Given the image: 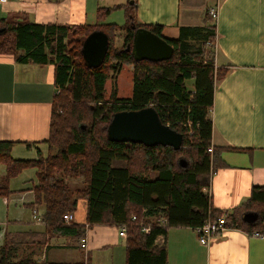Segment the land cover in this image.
<instances>
[{"label":"trees","instance_id":"1","mask_svg":"<svg viewBox=\"0 0 264 264\" xmlns=\"http://www.w3.org/2000/svg\"><path fill=\"white\" fill-rule=\"evenodd\" d=\"M134 9L133 5L126 8L128 19L122 25L105 21L108 7L98 9L94 24H43L22 14L0 18V28H5L0 54H12L20 63H53L58 86L46 140L51 151L46 157L40 152L33 159L15 158L14 142L0 141V196L17 193L11 179L26 168H36L28 206L33 213L37 209L45 226L43 231L6 230L0 264H68L39 259L40 251L53 236L70 238L80 246L88 228L99 224L126 229V264H168L166 246L157 240L172 227L196 229L224 216L229 228L249 235L264 233V184L253 185L250 195L232 210L213 205L211 178L228 165L222 153L229 148L213 143L216 82L229 71L216 66V18L209 10L204 25L181 26L179 37L169 39L162 25L137 23ZM133 25L171 43L172 58L136 59L127 49L133 42ZM98 29L108 33L111 43L103 64L90 68L81 49L85 38ZM119 31L124 33L121 47L115 45ZM125 66L133 69V92L121 97L116 82L110 91L106 84ZM149 106L184 135L179 150L108 138L107 126L114 113ZM179 154L187 157V166L177 162ZM80 199L87 201L86 223L67 222L64 215L74 213ZM249 211L259 214L256 222L244 219Z\"/></svg>","mask_w":264,"mask_h":264},{"label":"crops","instance_id":"2","mask_svg":"<svg viewBox=\"0 0 264 264\" xmlns=\"http://www.w3.org/2000/svg\"><path fill=\"white\" fill-rule=\"evenodd\" d=\"M131 5L137 23L162 25L169 39L179 37L181 26L204 25L207 11L218 12L216 66L229 71L216 82L213 143L229 148L222 153L228 165L212 175L210 191L215 208L232 210L250 195L253 185L264 184V0H0V18L22 14L43 24H94L98 9L108 7L105 21L122 25ZM57 91L53 63H20L12 54H0V141L14 142L15 158H37L48 147ZM32 183L5 197V202L25 197L30 203L33 193L26 188ZM86 218L87 201L80 199L74 222L85 224ZM38 223L39 228L29 229L43 231L45 226ZM6 230L1 226L3 238ZM87 237L83 249L70 238L53 236L38 258L68 264H126L125 237L117 226L94 225ZM157 241L166 246L168 264H264V237L237 228L203 244L196 229L172 227Z\"/></svg>","mask_w":264,"mask_h":264},{"label":"water","instance_id":"3","mask_svg":"<svg viewBox=\"0 0 264 264\" xmlns=\"http://www.w3.org/2000/svg\"><path fill=\"white\" fill-rule=\"evenodd\" d=\"M132 44L127 49L132 50L136 59L164 61L171 59L175 48L165 38L145 27H136ZM5 28H0V35ZM110 37L104 30L92 31L84 40L81 53L84 63L90 68L103 64L110 47ZM107 136L114 141H131L144 143L147 146H171L179 150L184 141V135L165 124L155 107L149 106L137 110H123L114 113L107 126ZM182 166L188 162L180 159ZM259 214L254 211L245 213L244 219L249 223L258 220Z\"/></svg>","mask_w":264,"mask_h":264},{"label":"rangeland","instance_id":"4","mask_svg":"<svg viewBox=\"0 0 264 264\" xmlns=\"http://www.w3.org/2000/svg\"><path fill=\"white\" fill-rule=\"evenodd\" d=\"M214 9V8H213ZM123 33H118L115 45L118 47H121L123 44ZM117 83L119 96L121 97H128L132 95L133 92V69L129 66H125L124 69L121 72V75H117V77L114 79H109L106 87L110 91L113 83ZM120 84V86H119ZM84 125L83 123L81 126ZM52 150L53 152H55ZM51 150H49V146L46 147L42 153L43 156H47ZM178 161L180 163V159L184 158L187 161V157L184 154L178 155ZM188 162V161H187ZM115 164L117 165H123L124 162L116 161ZM182 166V165H181ZM184 167V166H182ZM0 172H3L2 169H0ZM36 180V168L30 167L24 169L21 173H19L17 176L11 179V188L12 189H21L25 188L26 186H29V183ZM71 183L75 185L72 181ZM78 185H83V182L80 179H77ZM31 188L28 187L26 190L28 191ZM25 189H23L24 191ZM33 200V199H32ZM27 198H19L14 199L10 198V202L7 204L5 202L4 197L0 196V224L1 226L5 227L8 231H16L21 230L25 228H39L41 225L38 223L40 221H35L33 218V211L28 206ZM262 238V237H261ZM3 239V233L0 232V243Z\"/></svg>","mask_w":264,"mask_h":264},{"label":"built area","instance_id":"5","mask_svg":"<svg viewBox=\"0 0 264 264\" xmlns=\"http://www.w3.org/2000/svg\"><path fill=\"white\" fill-rule=\"evenodd\" d=\"M211 14L215 18L218 16V12L216 10H212ZM209 150L212 151L213 150L212 147ZM33 218L36 221H39L40 219L37 209H34ZM64 219L67 222L74 221V213L69 212L65 214ZM225 224H226L225 217L221 216L217 220H209L205 225L197 227L196 231L198 233L200 242L203 244H209L214 236L218 234H223L226 231H228L230 228L227 227ZM143 230L148 233L150 231V227H144ZM119 234L120 236L126 237L127 236L126 229L125 228L119 229ZM253 235L258 237H264V233H260V232H254ZM87 245H88V237L86 235L85 237L82 238L80 246L81 248L86 249Z\"/></svg>","mask_w":264,"mask_h":264}]
</instances>
